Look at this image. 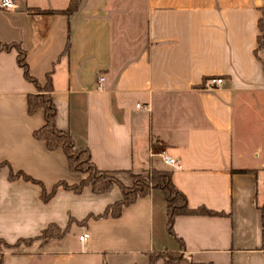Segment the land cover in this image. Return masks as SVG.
<instances>
[{
    "label": "crops",
    "instance_id": "0c3cea01",
    "mask_svg": "<svg viewBox=\"0 0 264 264\" xmlns=\"http://www.w3.org/2000/svg\"><path fill=\"white\" fill-rule=\"evenodd\" d=\"M68 3L0 8V43L25 51L40 87L49 78L55 127L123 185L141 168L169 170L188 208L215 215H176L171 235L158 189L94 219L121 198L116 186L58 188L43 202L38 185L8 179L7 166L48 193L83 176L60 146L33 138L43 109L28 114L26 101L36 88L16 48L0 49V264H143L148 253L179 250L198 264H264V0H79L58 11ZM49 224L63 235L38 239Z\"/></svg>",
    "mask_w": 264,
    "mask_h": 264
},
{
    "label": "trees",
    "instance_id": "16d2710c",
    "mask_svg": "<svg viewBox=\"0 0 264 264\" xmlns=\"http://www.w3.org/2000/svg\"><path fill=\"white\" fill-rule=\"evenodd\" d=\"M79 0H69L68 5L64 9L58 11L69 13L77 5ZM264 14V7L262 8ZM39 11V10H38ZM261 30H264V17L260 18L258 21ZM260 43V36L258 37ZM261 45V44H260ZM15 47L16 62L22 69L23 77L31 82L35 88L36 93L27 95V113L31 114L35 109L41 107L43 109V124L38 129L33 130L32 136L37 140H42L48 150H53L60 146L66 161L69 171L73 173H80L84 176L82 179L73 185H67L64 181H58L55 183L51 190L46 193L42 184L31 178L30 176L17 171L12 173L9 166L6 163H0V167H8V179L20 178L24 181L34 183L39 186L40 194L39 198L45 202L47 201L55 191L60 188L63 190H71L75 193H79L83 187L89 186L92 193L100 194L111 190L113 186H116L119 191L121 198L112 204L106 206L101 214L95 216H88L91 218H104L110 216L115 218L119 215L122 207L128 206L133 203L138 197L146 195L151 189H158L161 191L165 201V215H166V231L173 235L171 229V224L173 218L176 215H186V214H205V215H215V212L206 210L204 208L190 209L187 207L186 199L184 195L175 188L171 183L169 170L165 169H151V174L148 179H143L140 177H133L132 184L129 186L123 185L116 178L111 176L113 172L104 171L98 169L90 159L89 151L86 147L75 146L73 140L68 133L61 131L55 127L54 117H55V107L52 103L50 97L51 85L49 78L43 87H40L37 81L29 75L27 69V63L25 60V51L19 47L16 43H0V49H9ZM244 171V170H241ZM85 219L81 220L79 223H84ZM64 233V230H60L56 225L49 224L45 229L40 232L38 239L47 240L49 238L55 237L60 238ZM32 239L19 240L13 245H8L6 247L13 248L19 243L28 244ZM1 244V241H0ZM151 253H169L177 254L181 253L179 251H158ZM148 253V256L149 254ZM189 264H198L190 261Z\"/></svg>",
    "mask_w": 264,
    "mask_h": 264
},
{
    "label": "rangeland",
    "instance_id": "374dc122",
    "mask_svg": "<svg viewBox=\"0 0 264 264\" xmlns=\"http://www.w3.org/2000/svg\"><path fill=\"white\" fill-rule=\"evenodd\" d=\"M260 44H261L260 47L264 46V30H262L261 35H260ZM260 53L261 55L264 56V50H261ZM150 174H151V168H141L135 173L129 172V175L131 177V184H132L133 177H140L143 179H148L150 177ZM81 175L84 176L83 174ZM111 176L117 179L114 173ZM73 242H74V239H73ZM189 263H190V260L187 258L186 255H184L181 252L177 254L151 253L149 254V256L147 254L146 260L143 264H189Z\"/></svg>",
    "mask_w": 264,
    "mask_h": 264
},
{
    "label": "built area",
    "instance_id": "2783aa9c",
    "mask_svg": "<svg viewBox=\"0 0 264 264\" xmlns=\"http://www.w3.org/2000/svg\"><path fill=\"white\" fill-rule=\"evenodd\" d=\"M15 7V0H0V8H14ZM102 80L101 77L98 78V82ZM209 82L214 85H219L223 83V79L219 77H212L209 79ZM138 107V104H136ZM157 155L161 158V160L168 166H175L176 161L174 158L168 156L163 150H159ZM87 237L86 233H83L78 236L79 241H83Z\"/></svg>",
    "mask_w": 264,
    "mask_h": 264
}]
</instances>
